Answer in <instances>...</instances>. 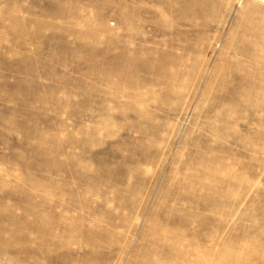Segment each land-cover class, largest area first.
I'll return each mask as SVG.
<instances>
[{
    "label": "rangeland",
    "instance_id": "rangeland-1",
    "mask_svg": "<svg viewBox=\"0 0 264 264\" xmlns=\"http://www.w3.org/2000/svg\"><path fill=\"white\" fill-rule=\"evenodd\" d=\"M0 264H264V0H0Z\"/></svg>",
    "mask_w": 264,
    "mask_h": 264
}]
</instances>
